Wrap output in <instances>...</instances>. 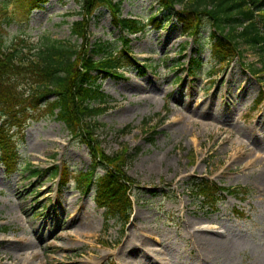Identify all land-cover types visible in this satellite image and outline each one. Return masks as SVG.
I'll return each instance as SVG.
<instances>
[{
	"label": "rangeland",
	"instance_id": "obj_1",
	"mask_svg": "<svg viewBox=\"0 0 264 264\" xmlns=\"http://www.w3.org/2000/svg\"><path fill=\"white\" fill-rule=\"evenodd\" d=\"M36 1L0 0L2 49L21 37L75 41L72 26L82 18L76 0ZM114 1L123 16L149 23L129 36L134 60L124 63L123 77L102 80L114 101L97 117L106 152L132 154V217L106 224L95 185L84 193L76 179L92 163L89 148L45 115L20 136L21 167L12 173L0 163V264H204L201 229L225 239L207 264H264V101L256 103L264 94V51L241 45L242 57L216 65L205 41L209 27L199 43L159 0ZM87 27L91 43L121 48L109 7H99ZM192 57L201 60L193 72ZM56 166L69 167L68 185L61 186ZM192 177L245 193L225 189L214 205L203 203L188 185Z\"/></svg>",
	"mask_w": 264,
	"mask_h": 264
},
{
	"label": "trees",
	"instance_id": "obj_2",
	"mask_svg": "<svg viewBox=\"0 0 264 264\" xmlns=\"http://www.w3.org/2000/svg\"><path fill=\"white\" fill-rule=\"evenodd\" d=\"M259 1L159 0V5L163 12H172L185 34L199 43L204 41L203 31L209 27L210 34L205 41L211 47V57L215 63L224 66L242 57L241 45L264 51V0L258 5ZM44 2L37 0L34 4L39 6ZM76 2L82 18L72 26L71 36L76 37L75 41L45 35L37 43L21 37L6 49L0 47V163L9 172L17 171L21 167L19 139L25 128L32 120L53 115L64 122L72 138L85 143L91 153L90 167L76 178L79 187L86 193L95 185V200L105 209L106 224L111 219L125 224L132 216V188L136 183L127 170L132 154L126 149L113 154L106 152L98 135V130L105 124L97 117L114 101L103 90L102 80L111 76L123 77L124 63L127 59L134 60L129 50L132 40L129 36L145 32L149 23L123 16L121 2ZM34 4L32 7L36 8ZM177 5L181 8L177 9ZM101 6L110 8L115 26L123 33L120 49L110 41L91 43L89 39L87 26ZM189 65L194 71L201 65V60L192 57ZM249 70L256 75L261 68L252 66ZM263 100L262 93L256 103ZM150 133L154 135L157 130ZM101 166L105 168L104 174L96 176ZM59 169L56 166L57 172ZM61 169L59 175L63 187L70 181L69 167ZM33 173L41 171L34 169ZM188 185L192 192L202 197L203 203L212 205L217 203L221 190L245 193L244 189L218 186L205 177H192Z\"/></svg>",
	"mask_w": 264,
	"mask_h": 264
},
{
	"label": "bare ground",
	"instance_id": "obj_3",
	"mask_svg": "<svg viewBox=\"0 0 264 264\" xmlns=\"http://www.w3.org/2000/svg\"><path fill=\"white\" fill-rule=\"evenodd\" d=\"M129 87L131 88L136 86L131 85ZM262 173H263L262 175L264 176V171ZM260 184L264 188V184L262 182ZM75 219L76 216H73L71 220H75ZM197 237L200 239L199 241L202 243L200 245L201 246L200 249L201 251H203V253H205L204 262H203L204 264L210 262V260L214 256L213 254L225 245L224 235L219 232L215 233V231L211 229L209 231H204L201 229V232L198 233ZM13 264H17V261H14Z\"/></svg>",
	"mask_w": 264,
	"mask_h": 264
}]
</instances>
